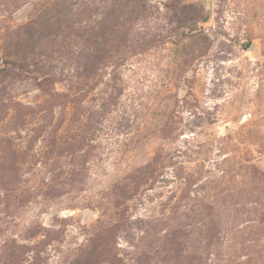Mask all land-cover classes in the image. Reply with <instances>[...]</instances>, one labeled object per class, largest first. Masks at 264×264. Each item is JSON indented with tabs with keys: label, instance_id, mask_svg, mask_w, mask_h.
<instances>
[{
	"label": "rangeland",
	"instance_id": "374dc122",
	"mask_svg": "<svg viewBox=\"0 0 264 264\" xmlns=\"http://www.w3.org/2000/svg\"><path fill=\"white\" fill-rule=\"evenodd\" d=\"M0 264H264V0H0Z\"/></svg>",
	"mask_w": 264,
	"mask_h": 264
}]
</instances>
